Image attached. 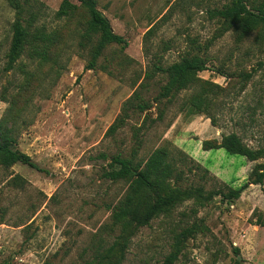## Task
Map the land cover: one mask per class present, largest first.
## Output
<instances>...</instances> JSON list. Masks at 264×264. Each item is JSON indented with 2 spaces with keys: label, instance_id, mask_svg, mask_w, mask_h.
<instances>
[{
  "label": "rangeland",
  "instance_id": "374dc122",
  "mask_svg": "<svg viewBox=\"0 0 264 264\" xmlns=\"http://www.w3.org/2000/svg\"><path fill=\"white\" fill-rule=\"evenodd\" d=\"M16 1L32 20L31 35L6 70L17 7L0 0V120L21 86L26 107L11 123L14 147L42 171L0 167V263L165 264L178 235L196 225L201 229L185 238L173 264H245L231 237L235 201L224 196L235 174L247 175L256 161L250 167L224 148L200 150L229 134L253 150L264 147V24L245 33L217 15L231 0H96L126 43H108L94 57L99 37L83 36L88 16L78 0H70L69 16L58 14L64 0ZM260 2L247 0L248 9ZM38 31L56 37L43 44L47 60L30 54ZM189 55L206 61V69L192 86L162 96L168 78L157 66ZM143 102L151 105L144 112L137 108ZM164 146L174 163L165 185L201 191L146 225L115 224L113 208L128 183L104 178L112 156L145 159ZM247 216L264 221L259 207Z\"/></svg>",
  "mask_w": 264,
  "mask_h": 264
},
{
  "label": "trees",
  "instance_id": "16d2710c",
  "mask_svg": "<svg viewBox=\"0 0 264 264\" xmlns=\"http://www.w3.org/2000/svg\"><path fill=\"white\" fill-rule=\"evenodd\" d=\"M17 7V12L14 21L11 24L10 45L6 52L7 65L6 70L13 69L14 63L21 57L29 42L31 35L28 25L31 23L25 20L23 9H20L16 0H8ZM80 6L86 10L87 20L85 21L86 28L83 36L88 42H91L95 37H99L97 45L94 49V57L97 56L108 43L125 44L126 40L123 36L116 34L111 26L109 19L98 8L96 0H78ZM75 5L70 0H64L60 6L58 14L60 16L72 15ZM217 15L229 21H237L241 24L243 32L250 33L260 25L264 24V0L255 6L253 9H248L247 0H231V4L225 8L218 10ZM28 23V25H27ZM34 44L30 53L32 56L41 55L43 59H49L51 52L49 46H43L47 41L50 46L53 45V33L46 35L45 32L38 31L34 36ZM94 61L86 68H93ZM160 71L165 73L168 78V83L163 86L161 95L172 96L182 89L192 86L198 80V73L206 69L207 64L202 58L197 55H189L183 57L179 62L170 64L167 67L157 66ZM30 74H27V77ZM28 80V79H27ZM143 85V84H142ZM141 85V86H142ZM24 88V85H23ZM21 86L18 93L12 95L10 106L5 115L0 120V167L9 169L17 163H22L39 171L42 168L32 159V157L15 148L16 138L14 129L11 123H14L19 117L24 108L22 100H19L21 95ZM133 98L139 96V91L136 90L132 95ZM133 98L128 101L132 102ZM158 97L155 101H158ZM20 106V108L18 107ZM137 108L144 112L151 108L150 103L143 102L137 104ZM115 129V125L110 128V131ZM214 140V142H212ZM205 150L224 148L228 153L239 154L246 157L249 161H256L252 167L248 181L238 188L228 186V191L225 193V198L230 202L240 198L242 192L252 184H264V162H257L258 159H264V147L258 150H253L247 147L236 134L224 135L219 141L210 139L203 142ZM103 157H107L102 154ZM111 168L105 170L103 176L111 182L127 181L128 188L121 202L113 208V220L115 224H121L123 227L129 225H146L150 220L160 214L167 212L183 195H191L199 193L201 189H196L195 192H183L180 188H168L165 185L167 175L172 171L174 163L171 158H168L167 150L164 147L155 149L147 158L136 159L135 156L124 157L121 154L112 156ZM114 165H119L115 168ZM207 172V171H206ZM199 227L192 225L184 228L174 244V250L166 258L165 264H173L180 256L183 250V242L186 237L194 235L199 231ZM239 248H234L235 253H239ZM0 264H12L3 262ZM51 264V263H45Z\"/></svg>",
  "mask_w": 264,
  "mask_h": 264
},
{
  "label": "crops",
  "instance_id": "0c3cea01",
  "mask_svg": "<svg viewBox=\"0 0 264 264\" xmlns=\"http://www.w3.org/2000/svg\"><path fill=\"white\" fill-rule=\"evenodd\" d=\"M210 151L201 149L200 153L204 155V153H211ZM252 163L249 161L250 167ZM248 174L249 171L247 175L242 173L241 177H239V173H236L230 182L232 187L238 188L246 183L248 181ZM256 207H259L264 212V184L250 183L242 192L240 198L235 200L233 217L237 224H232L233 230L231 235L234 243L246 259L244 260L245 264H249V261H254L256 264H264V221L250 223L248 218L244 221L245 214L249 217ZM250 248L252 250H248ZM248 252L253 256H248Z\"/></svg>",
  "mask_w": 264,
  "mask_h": 264
}]
</instances>
